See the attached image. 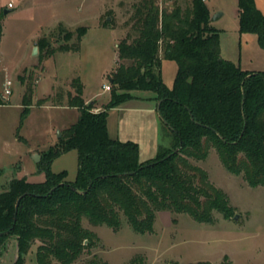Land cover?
Listing matches in <instances>:
<instances>
[{"label":"trees","instance_id":"trees-1","mask_svg":"<svg viewBox=\"0 0 264 264\" xmlns=\"http://www.w3.org/2000/svg\"><path fill=\"white\" fill-rule=\"evenodd\" d=\"M237 14L239 31L257 34L264 49V12L256 0H238ZM132 20L138 34L117 45L120 62L111 75L106 107L92 111L93 102L86 103L82 87H76L68 104L79 108L80 116L42 153L38 164L45 178L18 175L0 184V258L15 238L14 264H25L33 247L38 264H72L92 246L85 217L115 230L125 218L141 233L153 231L162 211L188 213L200 222H213L215 210L229 217L228 195L191 160L205 159L211 148L229 171L243 174L252 186H264V70L243 69L222 56L220 31L205 0L186 6L179 0L171 6L140 0ZM86 32L85 27L80 31V41ZM2 33L0 22V40ZM163 59L177 63L172 86L163 79ZM134 91H151L157 109L160 104L158 153L147 160L141 159L137 141L113 138L108 129L109 109L137 97ZM33 92L30 81L24 115ZM72 149L78 151L79 167L69 181L66 170L54 172L51 165Z\"/></svg>","mask_w":264,"mask_h":264},{"label":"rangeland","instance_id":"rangeland-1","mask_svg":"<svg viewBox=\"0 0 264 264\" xmlns=\"http://www.w3.org/2000/svg\"><path fill=\"white\" fill-rule=\"evenodd\" d=\"M8 1L0 0L4 31L0 96L7 97L0 104V184L26 169L36 171L29 175L31 180L44 179L33 154L42 158L43 152L58 143L63 130L78 120L80 109L68 104L69 96L77 93L76 87H82L84 99L92 97L86 101L93 102L92 111L106 107L111 89L105 90L104 85L111 83L120 62L118 43L128 34H138L132 29V15L140 0H14L13 8L7 6ZM174 1L159 0L161 6H171ZM179 1L186 6L191 0ZM205 1L211 19L222 12L213 21L220 31L222 56L243 69L264 70V49L257 34L239 31L238 0ZM257 2L264 12V0ZM6 9L12 10L5 13ZM84 27L87 32L80 41ZM38 30L39 37L32 43ZM31 45H37L36 54L30 55ZM159 55L163 57L162 50ZM176 71V61L163 59L162 76L167 85H173ZM30 81L34 85L32 104L24 115L23 97ZM7 88L10 93H6ZM151 93L134 91L137 97L109 109L108 116L111 137L137 141L142 160L157 155L155 127H160L159 139L162 128L157 112L148 109L154 105ZM191 160L228 195L232 206L229 217L215 210L213 222H200L188 213L162 211L153 231L146 233L135 231L125 218L115 230L106 224L93 225L85 217L82 223L93 232L92 246L72 264L92 260L128 264L134 259L142 264H264V186H252L243 174L229 171L215 148L205 159ZM78 167L76 149L61 154L51 165L54 172L66 170L69 181L76 178ZM17 254V241L11 238L0 264H14ZM25 264H38L35 247Z\"/></svg>","mask_w":264,"mask_h":264},{"label":"crops","instance_id":"crops-1","mask_svg":"<svg viewBox=\"0 0 264 264\" xmlns=\"http://www.w3.org/2000/svg\"><path fill=\"white\" fill-rule=\"evenodd\" d=\"M14 1V0H13ZM256 4H258V2H257V0H256ZM238 22H239V20H238ZM214 24V23H213ZM41 30H38V32H36V35H35V37L32 39L33 40V42L32 43H35V41L38 39V37H39V32H40ZM4 35V31H3V33H2V36ZM2 36H1V40H0V46H1V41H2ZM35 46H32L31 45V51H30V55H32L33 54V48H34ZM225 58H227V57H225ZM227 59H230V58H227ZM232 60V59H231ZM7 65H9V64H7ZM10 66V65H9ZM9 66H7L6 68H7V70H9L8 69V67ZM253 71H256V70H253ZM9 72V71H8ZM11 93H13V91H11ZM4 99H6L7 97L6 96H4L3 97ZM91 98L92 97H90V98H87V99H85V101H89V100H91ZM149 98H151L152 100H153V103H154V105L152 106V107H149L148 109H151V110H155L156 112H157V116H158V121H160L161 119H160V115H159V112H158V109H157V101L153 98V93H151V95L149 96ZM160 119V120H159ZM159 125V124H158ZM108 129H109V120H108ZM157 132H158V137L156 138V135H157ZM159 132H160V127L159 126H157V127H155V139H156V142H160V139H159ZM109 133H110V131H109ZM159 146V145H158ZM38 153H34L33 154V156H35V155H37ZM37 162H39V161H36V163ZM32 172L34 173V172H36V171H29L28 169H26L21 175H26L27 177H29V175L30 174H32ZM45 178V177H44ZM30 179V178H29ZM43 180V179H42ZM39 181H41V180H39Z\"/></svg>","mask_w":264,"mask_h":264},{"label":"water","instance_id":"water-1","mask_svg":"<svg viewBox=\"0 0 264 264\" xmlns=\"http://www.w3.org/2000/svg\"><path fill=\"white\" fill-rule=\"evenodd\" d=\"M11 10H12V9H6V10H5V13H8V12L11 11ZM221 15H222V12H218V13H216V14L212 17V21L217 20L218 18L221 17ZM37 51H38V47H37V45H35V47H34V49H33V54H36ZM159 105H160V104H158V112H159ZM34 158H35V160L39 161V160L41 159V156H40L39 154H37V155L34 156ZM19 202H20V199L18 200L17 205L19 204ZM238 216H239V215L236 214L235 218H238Z\"/></svg>","mask_w":264,"mask_h":264},{"label":"built area","instance_id":"built-area-1","mask_svg":"<svg viewBox=\"0 0 264 264\" xmlns=\"http://www.w3.org/2000/svg\"><path fill=\"white\" fill-rule=\"evenodd\" d=\"M7 6L10 7V8L15 7L13 0H9L8 3H7ZM7 83H8L7 85H10L11 84V81L8 80ZM104 89L105 90H110L111 89L110 84H105L104 85ZM6 93H10V89L9 88L6 89Z\"/></svg>","mask_w":264,"mask_h":264}]
</instances>
